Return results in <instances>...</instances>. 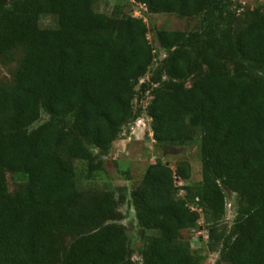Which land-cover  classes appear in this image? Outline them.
Wrapping results in <instances>:
<instances>
[{
    "label": "trees",
    "instance_id": "16d2710c",
    "mask_svg": "<svg viewBox=\"0 0 264 264\" xmlns=\"http://www.w3.org/2000/svg\"><path fill=\"white\" fill-rule=\"evenodd\" d=\"M96 1L0 0V61L16 62L0 82V264H203L181 238L201 215L216 264H264V6L133 0L148 14L200 18L190 31L156 32L166 55L153 68L143 19L96 12ZM45 16L56 26L41 28ZM139 93L150 96L157 146L198 144L201 180L187 162L147 167L127 197L142 236L134 261L119 223L125 196L79 190L74 163H86L88 180L104 172L139 117ZM227 194L235 216L221 231Z\"/></svg>",
    "mask_w": 264,
    "mask_h": 264
},
{
    "label": "rangeland",
    "instance_id": "374dc122",
    "mask_svg": "<svg viewBox=\"0 0 264 264\" xmlns=\"http://www.w3.org/2000/svg\"><path fill=\"white\" fill-rule=\"evenodd\" d=\"M233 8L238 5L242 8L238 13L252 10L258 5L264 6V0H232ZM114 9L131 14L134 17L142 18L148 27V39L154 48L155 62L154 66L160 64L165 57V52L159 48L155 42L157 31H190L199 27L200 18H180L176 15L160 14L152 15L146 12L144 6L135 4L133 0H97L94 3V10L99 13L110 14ZM41 28H53L56 26V19L52 16H45L40 19ZM16 62L0 61V82L9 83ZM150 74L140 81H147ZM139 87L137 88L138 91ZM150 96L146 94L141 98L140 93L137 95L133 110L139 117L130 125L122 129L118 139L114 142L111 151L105 157L104 172L95 180L86 178L87 165L83 161H75L76 180L79 190H97L107 189L115 191L116 195L123 193L124 201L119 207L120 221L125 226L129 239V247L134 261H139V249L142 245V236L140 228L137 225L135 211L129 199V193L136 187L141 180L145 170L150 164L160 160L169 165L173 170L177 163L187 162L191 165V181L198 182L201 180V161L198 150V144L190 143L185 146L170 147L171 152L164 154V148L157 146L153 140L150 129V119L144 112ZM48 117L42 113L40 120L33 127L45 122ZM8 188L13 192L16 183L11 175L7 176ZM177 185H184L180 180ZM183 196L184 192H180ZM237 198L233 194L226 196L225 216L222 220L221 231H228L232 225ZM181 238L189 241L193 249H202L206 260L203 264H216L218 253L216 248L207 245V223L203 216L188 230L181 232Z\"/></svg>",
    "mask_w": 264,
    "mask_h": 264
},
{
    "label": "water",
    "instance_id": "95a60500",
    "mask_svg": "<svg viewBox=\"0 0 264 264\" xmlns=\"http://www.w3.org/2000/svg\"><path fill=\"white\" fill-rule=\"evenodd\" d=\"M171 151H172V149L170 147H168V146L164 147V154L171 152Z\"/></svg>",
    "mask_w": 264,
    "mask_h": 264
}]
</instances>
